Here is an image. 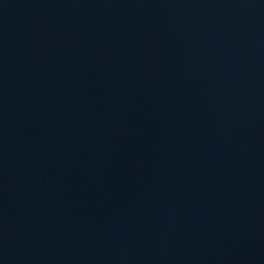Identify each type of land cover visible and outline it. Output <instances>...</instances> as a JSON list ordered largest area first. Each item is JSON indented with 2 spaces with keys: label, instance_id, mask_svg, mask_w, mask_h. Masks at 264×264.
Wrapping results in <instances>:
<instances>
[{
  "label": "water",
  "instance_id": "water-1",
  "mask_svg": "<svg viewBox=\"0 0 264 264\" xmlns=\"http://www.w3.org/2000/svg\"><path fill=\"white\" fill-rule=\"evenodd\" d=\"M0 264H264V0H0Z\"/></svg>",
  "mask_w": 264,
  "mask_h": 264
}]
</instances>
